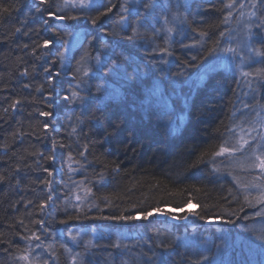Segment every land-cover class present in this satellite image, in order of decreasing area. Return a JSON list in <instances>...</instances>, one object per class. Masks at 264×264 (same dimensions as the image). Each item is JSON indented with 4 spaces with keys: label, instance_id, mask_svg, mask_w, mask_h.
I'll return each mask as SVG.
<instances>
[{
    "label": "trees",
    "instance_id": "obj_1",
    "mask_svg": "<svg viewBox=\"0 0 264 264\" xmlns=\"http://www.w3.org/2000/svg\"><path fill=\"white\" fill-rule=\"evenodd\" d=\"M99 2L0 0L14 8L0 16V264H22V251L48 234L56 264H211L235 241L249 252L264 229L247 224L256 205L244 196L256 192L240 185L264 177L234 163L240 154L217 155L218 167L208 158L231 147L230 130L264 117L246 93L264 69V0L243 10L239 0L231 9L229 0H112L113 11L93 24ZM49 11L76 18L58 22ZM244 16L253 58L236 63L235 50L230 65L231 28L239 33ZM75 32L83 38L64 57L59 42ZM169 208L183 210L179 223L156 217ZM146 211L148 219L111 218ZM211 219L221 223L206 225ZM82 224L90 227L74 242L69 232Z\"/></svg>",
    "mask_w": 264,
    "mask_h": 264
},
{
    "label": "bare ground",
    "instance_id": "obj_2",
    "mask_svg": "<svg viewBox=\"0 0 264 264\" xmlns=\"http://www.w3.org/2000/svg\"><path fill=\"white\" fill-rule=\"evenodd\" d=\"M70 41V38L68 39V41H65L64 43L59 42L60 44H63V46L68 43ZM65 57V55H64ZM55 62V60L51 61V66L53 68V63ZM256 86V87H255ZM254 87L255 89H253L252 91H246L247 93V99H251L255 102L260 103V105L264 106V79H260L259 83L254 82ZM246 93H243V95H241L242 99L246 98ZM260 107V106H258ZM255 113V112H254ZM251 128V127H250ZM233 130V129H232ZM230 130L229 132V136L227 137V143L231 144L230 146H233L236 144L237 140L235 141L231 140L232 135H235L238 137L242 134L241 133V129H235L234 131ZM244 130V129H243ZM232 133V134H231ZM244 133H251L249 129L244 130ZM262 135H256L257 139L256 141H253L252 139H249V145H246L245 148L242 151H238L236 152L237 154L242 155L243 157H245L246 162L248 163H252V156H253V151H257V152H262L264 151V147H257L258 145L264 146V139H261ZM247 138V135H246ZM208 164L210 165H214L216 167H218L220 165V162L218 161V156L213 154V156L210 158H208ZM237 163L238 162H234ZM245 165V164H244ZM248 165V164H247ZM247 165H245L246 167H243V165L241 166V168L243 169H248L250 170V172L255 173V174H259V176H261V173H259V170H257L256 168L252 169V167H250V165H248L249 168H247ZM224 168L227 170L228 168L231 167V163H226L223 165ZM243 182V181H241ZM248 185L250 186V191H252V193L254 195V199L256 197H258L261 193V191H264V188H259V187H252L253 183L250 181L248 182ZM255 185H259L255 184ZM262 186H264V182L261 183ZM194 205V204H192ZM197 208V205H195ZM262 207H264V205L262 204H256V207L253 208V210L251 211L250 215L251 218L249 221H247V224H253V226L255 225H260V229L263 230L264 228L262 227V224H264V217H259L256 216L255 213L258 212ZM179 211V210H178ZM181 212V211H179ZM188 218L186 217L184 219L185 222H187ZM221 223V220H216V219H211L208 220L205 224L206 225H211V224H218ZM83 226H75L72 227L73 231H78V230H85L87 227H90L89 225L86 224H82ZM87 226V227H86ZM243 227V224H240L239 226H234L232 224H230L229 228L231 230H233L234 232L236 231H240L241 228ZM115 230V229H114ZM95 232V231H94ZM60 233L62 234L63 231H60ZM49 235L48 237L46 236L45 239L48 238V243L45 242V240H43L42 238H40L39 240L35 239L31 242L30 249L32 250V252H38L40 253V260H41V264H43V261H48V264H56L57 262V256L55 254V250H54V246H53V242L51 239H49ZM101 239H103V236L100 234L99 235ZM72 238V237H71ZM236 239V237H234ZM93 239H97V235L93 233ZM259 240V239H258ZM47 243V244H46ZM252 243V241L250 242ZM37 245H39V247H37ZM48 245H51V249H49ZM264 241L259 240L256 243V246L254 245V247L250 248L249 252L246 250V247L242 244V247L239 246V242L235 241L232 242V244H225L224 247H220L221 249H219V251L215 252L216 258H215V262L211 263V264H264ZM241 250H240V249ZM68 253L70 258H72L75 254V251L73 250L72 245H70L69 249H68ZM54 254V256L52 255ZM56 259V261H55ZM70 260V259H69ZM22 264H26L25 261L22 260ZM194 264H199V259H197L196 263Z\"/></svg>",
    "mask_w": 264,
    "mask_h": 264
},
{
    "label": "snow or ice",
    "instance_id": "obj_3",
    "mask_svg": "<svg viewBox=\"0 0 264 264\" xmlns=\"http://www.w3.org/2000/svg\"><path fill=\"white\" fill-rule=\"evenodd\" d=\"M71 2L76 4L79 7H86L89 4H91V0H71ZM257 2H258V0H257ZM40 3L41 4H46V3H48V0H40ZM69 3H70V0H64V5L65 6H67ZM234 6H235V0H229V3L225 4L224 8L225 9H231ZM97 7H98V9H103V10L99 11V14L94 19H92V23L93 24H96L97 21L101 17H104L108 13L112 12L113 9L116 7V5L114 3H112V0H108L107 4H105L103 2V0H100V2L98 3ZM149 7H152V5H149ZM243 7H244V5L241 4L240 8H243ZM252 7L255 8L256 7V3H253ZM13 10H14L13 6L6 7L3 4H0V16L11 15V12ZM122 11L126 12L127 9L126 8H122ZM231 15H232V13H231V11H229L228 12V16H231ZM241 15H244V13H241ZM249 15L250 16H255L256 12L252 11V12L249 13ZM48 16L51 17V18H54L56 20H63V19H66V18H68V19H75L76 18V17H65L63 15H58L56 12H53V11H49L48 12ZM120 20H121V22H123L125 20V17L121 16ZM226 21H227V17L225 18V22ZM45 23H47V21H45ZM249 27H251V26H249ZM260 27L264 28V18H262V23H261ZM16 31H20V29H16ZM53 31H55V29H53ZM169 31H172V30L169 29ZM133 34L134 35L137 34L136 29H133ZM204 35H206V33L202 32L201 36H204ZM221 35H223V33H221ZM251 35H252L251 32H249L248 33L249 38H251ZM132 38H133L132 36L128 37V39H132ZM262 39H264V37H262ZM51 43H52L51 40H45L43 42V46L47 47ZM25 47H27V45H25ZM164 51H167V49H164ZM212 51H215V49H212ZM225 51L234 52L235 50L229 48V49H226ZM258 54L261 55V56H264V52H258ZM45 71H47V69ZM22 74H27V69H25L24 73H22ZM242 75L248 76V75H252V73H244V72H242ZM256 75L261 77L262 79H264V69H258L257 72H256ZM76 95H77L76 93L72 94L73 97H75ZM19 103H20V101L16 100V101H14L12 103L11 107L15 108ZM4 111L7 112L8 109H5ZM41 115L50 116L51 113L50 112H45V113H41ZM44 127H47V124H45ZM260 128L264 129V123H260ZM255 131H256L255 128H252L250 130V132H255ZM241 133L242 134L239 136V138H238V140H237L235 145H233L231 147H224L223 145H221L220 148H219V151L214 153V154L215 155H222L224 153H227L229 155H232V154H234V153H236L238 151H242L245 148L246 145H249V139L246 138V135H250V133L245 134L243 129H241ZM260 138L264 139V135H262ZM251 139L253 141H256L257 137L256 136H251ZM54 145H55V142H54ZM257 147L259 148V147H264V146L258 145ZM69 158L71 159V157H69ZM49 159H53L54 160L55 156H50ZM251 159H252V163L250 164V167L259 168L260 171H261V176L264 177V151H262V152L253 151V156H252ZM45 171H47V169H45ZM3 179H4V177H0V180H3ZM237 183H240L239 180H237ZM240 187L242 189H244L245 191H247L250 186L249 185H245V184H241ZM252 187L264 188V186H262V185H253ZM76 198H77V200L80 199L79 196H77ZM233 198L236 199V197H233ZM49 199H51V196H49ZM243 203H244V205H247L249 207H253L256 204L264 205V191H261L260 195L258 197H256L254 200L249 199V197L247 195H245ZM205 207H207V205H205ZM240 211H243V206H241ZM159 214L163 215L164 213L163 212H159ZM234 214L235 213H233V215ZM152 215H153V212L146 211V212L143 213L142 217H141V215H134V216H114V217H111V218L112 219H123V220H128V219L137 220V219H141V218L148 219ZM255 215L259 216V217H264V207H262L258 212H256ZM69 219H73V217H69ZM66 222L67 221H62V223H66ZM38 223L43 224L44 221L41 220V221H38ZM246 230L252 231L251 229H246ZM69 235H71V233H69ZM75 238L76 237H73V239H75ZM257 238L259 240H261V241H264V232L259 233ZM24 239L27 240V239H29V237H24ZM35 239L39 240L40 238H39V236H35ZM262 246H264V245H262ZM37 247H39V245H37ZM48 247H49V249H51V245H48ZM114 247L118 248V247H120V245L117 244V245H114ZM160 247L161 248H167V247H171V245L161 244ZM31 256H32V250L29 248V249H25V250L22 251V254L19 256V259L25 261L26 264H41V260H40L39 256H37L35 259H32ZM73 259H75V257H73ZM204 259L206 260L207 257H204ZM43 264H48V261H46V260L43 261Z\"/></svg>",
    "mask_w": 264,
    "mask_h": 264
},
{
    "label": "rangeland",
    "instance_id": "obj_4",
    "mask_svg": "<svg viewBox=\"0 0 264 264\" xmlns=\"http://www.w3.org/2000/svg\"><path fill=\"white\" fill-rule=\"evenodd\" d=\"M239 1H240V3L238 2V4H237L238 7H240L241 4L244 5L243 8H247V7L251 8L252 7L253 0H239ZM92 2H93V0H91V3ZM70 3H72L71 0H70ZM74 5H76V4H74ZM88 6H86V7H88ZM243 8H242V10H243ZM250 12H252V10L247 9V16L248 17H249ZM58 21L63 22L64 20H58ZM243 22H245V16L243 17V19H241V27H239V33L236 32L235 26L231 28V38L233 41L232 46H233L234 50H236L237 53H239V55H238L239 59L236 60V63H238V60L239 61L243 60V61L247 62V60H251L253 58V52L251 51L250 40H249V37L246 35V32H247L246 23H243ZM82 38H83L82 32L72 33V35L70 37V41L66 44V46H64L65 47V49H64L65 56L70 55L73 52V50L77 48V46L81 42ZM228 46H230V45H228ZM237 53L231 52L229 54L228 61H229L230 65L236 64L235 63V56ZM261 111H262V109H261ZM256 120H257V123H255V125L252 127V128H255L256 131L251 132L250 135H247V138L250 140H251V136L259 135L260 132L264 133L263 130L260 128V122L264 123V117L256 114ZM257 131H258V133H257ZM237 161H238V165H240V166L243 165V167H246L245 165H247V164L248 165L251 164V163H249V161L247 163L245 157H243L242 155H241V158H239ZM248 165H247V168H249ZM231 166H233V164ZM256 169L259 170V173H261L259 168H256ZM250 170H251V168H250ZM187 209L190 211H193L196 209V206L191 204L190 206L187 207ZM168 211L172 212L173 214H168L165 211H159V212H163L164 214L161 215V214H159V212H156L155 215L157 218H160V219L167 218L172 222L179 223L180 219L178 218V216L176 214L181 213L183 210L181 212H179L180 210L178 211L176 209L169 208ZM262 227L264 228V224H262ZM69 233H71L72 238L76 237L75 239H73V241L77 242L78 240H80L81 234H84V230H78V231L71 230ZM37 256H40V253H38V252L36 253L33 251L31 258L35 259Z\"/></svg>",
    "mask_w": 264,
    "mask_h": 264
}]
</instances>
